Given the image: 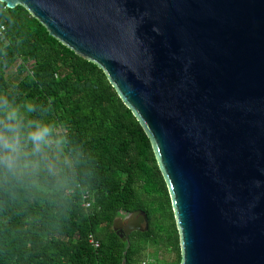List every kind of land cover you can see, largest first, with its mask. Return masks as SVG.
Here are the masks:
<instances>
[{
    "label": "water",
    "instance_id": "95a60500",
    "mask_svg": "<svg viewBox=\"0 0 264 264\" xmlns=\"http://www.w3.org/2000/svg\"><path fill=\"white\" fill-rule=\"evenodd\" d=\"M6 5L96 63L134 111L169 187L182 264H264V0ZM113 229L126 241L148 216L125 213Z\"/></svg>",
    "mask_w": 264,
    "mask_h": 264
},
{
    "label": "trees",
    "instance_id": "16d2710c",
    "mask_svg": "<svg viewBox=\"0 0 264 264\" xmlns=\"http://www.w3.org/2000/svg\"><path fill=\"white\" fill-rule=\"evenodd\" d=\"M0 20V95L32 103V115L65 139L55 175H0V264H143L159 250L169 255L163 264H182L152 141L105 71L21 5L0 2ZM135 211L147 214L149 230L123 241L113 223Z\"/></svg>",
    "mask_w": 264,
    "mask_h": 264
},
{
    "label": "clouds",
    "instance_id": "9594fccd",
    "mask_svg": "<svg viewBox=\"0 0 264 264\" xmlns=\"http://www.w3.org/2000/svg\"><path fill=\"white\" fill-rule=\"evenodd\" d=\"M35 112L32 103L19 105L0 95V175H55L65 139L55 124L34 117Z\"/></svg>",
    "mask_w": 264,
    "mask_h": 264
},
{
    "label": "rangeland",
    "instance_id": "374dc122",
    "mask_svg": "<svg viewBox=\"0 0 264 264\" xmlns=\"http://www.w3.org/2000/svg\"><path fill=\"white\" fill-rule=\"evenodd\" d=\"M158 248L155 247L152 252L156 251ZM158 252V260L155 259L151 260V263H148V261H145L143 264H163L165 261L168 260V254L166 252H163L162 250L157 251ZM159 261V262H158Z\"/></svg>",
    "mask_w": 264,
    "mask_h": 264
},
{
    "label": "built area",
    "instance_id": "2783aa9c",
    "mask_svg": "<svg viewBox=\"0 0 264 264\" xmlns=\"http://www.w3.org/2000/svg\"><path fill=\"white\" fill-rule=\"evenodd\" d=\"M4 31H5V26L1 23L0 20V35L3 34ZM90 242L95 248H99V243L97 241L91 240Z\"/></svg>",
    "mask_w": 264,
    "mask_h": 264
},
{
    "label": "flooded vegetation",
    "instance_id": "af4514ba",
    "mask_svg": "<svg viewBox=\"0 0 264 264\" xmlns=\"http://www.w3.org/2000/svg\"><path fill=\"white\" fill-rule=\"evenodd\" d=\"M118 218H120V216Z\"/></svg>",
    "mask_w": 264,
    "mask_h": 264
}]
</instances>
